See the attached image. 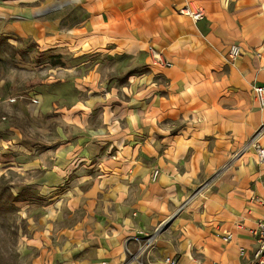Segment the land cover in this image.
Listing matches in <instances>:
<instances>
[{"label":"crops","instance_id":"crops-1","mask_svg":"<svg viewBox=\"0 0 264 264\" xmlns=\"http://www.w3.org/2000/svg\"><path fill=\"white\" fill-rule=\"evenodd\" d=\"M30 1L10 3L13 17L20 9L41 10L39 0L36 7L20 4ZM60 1L50 0L52 11L64 6L81 12L60 46L57 19L37 23L22 16L16 25L25 35L36 24L43 32L34 37L48 39L54 54L72 61L65 71L70 78L58 84L70 94L51 100L74 110L61 121V137L49 138L53 143L43 155L50 160L32 156L25 162L41 170L26 187L54 194L52 220L78 205L93 211L100 225L61 229L68 244L55 243L41 264H131L125 244L136 245L128 238L180 212L187 190L212 172L213 163L240 149L264 120L251 92L252 84L264 85V0ZM184 5L200 6L204 17L193 22L179 13ZM232 45L242 54L231 63ZM149 47L167 64H154ZM42 104L40 96L35 109ZM237 158L200 211L222 223V244L206 231L194 235L202 241L190 240L213 259L207 264H243L257 247L248 229L264 210V164L256 163L252 150ZM25 163H18L21 170ZM63 186L67 209L56 210ZM225 233L231 235L227 241Z\"/></svg>","mask_w":264,"mask_h":264},{"label":"rangeland","instance_id":"rangeland-1","mask_svg":"<svg viewBox=\"0 0 264 264\" xmlns=\"http://www.w3.org/2000/svg\"><path fill=\"white\" fill-rule=\"evenodd\" d=\"M17 2L18 0H0V264H35L34 259L41 264L45 260L46 263L49 261L52 254L49 248H53L55 243L68 244L66 241L69 237L63 232L60 234L61 229H96L100 224L91 214L93 211L78 205H73L70 212H58L56 220H52L49 210L53 213L55 204L52 205L53 199L50 198L54 194H50L48 189L40 194L37 188L26 187L27 181L32 180L41 170L32 171L31 164L25 162L32 156L50 160L49 156L43 155L48 141L53 143V139L49 138L53 133L58 138L61 137L56 133L64 126L61 121L66 118V111L74 110L51 100L63 91L70 94L69 88H59L58 84L70 78L65 71L70 68L72 61L68 57L54 54V49L49 48L48 39L45 42L43 37H34L43 32L36 24L34 28L26 29L30 32L25 35L18 32L16 25L22 16L30 20L35 18L37 23L57 19L60 29L56 44L60 46L64 42L66 27L73 24L75 17L80 18L81 12L64 9V6L52 11L50 0H39L40 5L38 0H34L20 4L31 7L39 5L40 11L20 9L16 11L18 17H13L16 14L10 3ZM60 3H64V0ZM47 34L46 30L45 36ZM252 86L253 84L251 89ZM40 96L43 104L38 111L35 107ZM33 99L36 100L33 102ZM243 146L234 150L220 164L213 163L216 167L212 172L187 190L177 207L181 211L166 226L163 225L168 219H163L156 222L150 231H143L141 237L128 238L136 245L134 249H130L127 247L130 242L125 244L127 258L133 262L131 264H163V260L171 256L179 264H207L213 260H206L208 253L199 243L194 246L191 241L197 238L195 234L206 231L222 244L218 239L222 223L214 216L206 218L200 211L205 206V198L220 189L223 178L235 169ZM18 163H25L26 168L21 170ZM250 186L253 188V183ZM63 187L57 195L64 194L66 186ZM66 195L58 200L56 210L63 209V206L67 209L66 199L69 195ZM75 238L80 237L73 239ZM149 239L151 241L146 242ZM203 239L201 236L197 238L200 241ZM41 254L45 257L41 258Z\"/></svg>","mask_w":264,"mask_h":264},{"label":"built area","instance_id":"built-area-1","mask_svg":"<svg viewBox=\"0 0 264 264\" xmlns=\"http://www.w3.org/2000/svg\"><path fill=\"white\" fill-rule=\"evenodd\" d=\"M179 13L190 17L193 22H198L204 17V10L200 6H192V5H184L179 10ZM152 62L156 65H165L167 64L162 59L161 53L156 51L152 47L148 48ZM242 52L240 51L239 47L236 45H232L227 53V59L229 62H234L238 57H240ZM252 96L258 102L260 108H264V85H253L252 86ZM36 99H33V102ZM264 120L259 124V126L255 129L247 143L241 149L242 153H245L252 149L254 158L256 163L264 164ZM158 171L154 170L152 174V178L155 179L157 176ZM264 206V201L262 202ZM249 232L253 235L256 239L257 247L253 252L251 258L243 263V264H264V210L256 222L254 227L248 229ZM231 235L229 233H225L222 236L224 241H227ZM149 239L146 242H150ZM165 264H178V260L174 258H165L163 260ZM212 264H218L217 262H212Z\"/></svg>","mask_w":264,"mask_h":264},{"label":"water","instance_id":"water-1","mask_svg":"<svg viewBox=\"0 0 264 264\" xmlns=\"http://www.w3.org/2000/svg\"><path fill=\"white\" fill-rule=\"evenodd\" d=\"M174 216H175V215H173L170 219H168V220L164 223L163 226H166Z\"/></svg>","mask_w":264,"mask_h":264}]
</instances>
